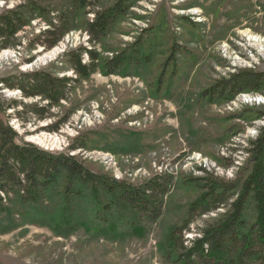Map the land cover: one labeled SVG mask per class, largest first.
I'll return each mask as SVG.
<instances>
[{
  "label": "rangeland",
  "instance_id": "obj_1",
  "mask_svg": "<svg viewBox=\"0 0 264 264\" xmlns=\"http://www.w3.org/2000/svg\"><path fill=\"white\" fill-rule=\"evenodd\" d=\"M24 1L0 0V13ZM39 1L51 12L33 18L11 47L0 49V80L38 70L75 76L66 54L80 46L95 45L102 57H111L138 39H149L153 60L146 65L133 62L115 74L93 73L46 118L27 106L46 105L47 100L26 97L20 89L0 83L2 97L19 105L4 115L18 133L17 142L76 154L92 169L134 183L167 171L175 174L178 184L166 199L161 219L145 227L143 237L118 242L95 238L84 228L63 237L47 227L26 225L0 234V264H164L160 238L181 222L184 205L200 193L181 180L207 173L235 179L246 162L250 140L264 125V117L255 118L256 111H264V91L242 92L229 102L201 98L204 89L237 70H264V0H133L103 43L96 44L90 42L84 21L115 0H93L95 4L76 19L79 27L52 48L41 34L69 0ZM174 43L182 49L176 54V72L171 75L173 67H167L162 90L155 95ZM80 138L87 147L71 150ZM225 209L196 219L186 236L198 235Z\"/></svg>",
  "mask_w": 264,
  "mask_h": 264
},
{
  "label": "trees",
  "instance_id": "obj_2",
  "mask_svg": "<svg viewBox=\"0 0 264 264\" xmlns=\"http://www.w3.org/2000/svg\"><path fill=\"white\" fill-rule=\"evenodd\" d=\"M132 2L115 0L86 19L83 25L90 42L103 43ZM94 4L93 0H69L58 10L57 20H49L50 27L42 32L46 46L54 47L65 34L78 28L76 19ZM50 12L39 0H25L1 12L0 49L11 47L16 34L33 18ZM181 50L177 43L170 48L155 95L162 90L167 67H173L171 75L176 72V54ZM153 53L149 39H138L111 57H102L95 45L80 46L66 54L75 76L38 70L2 78L0 83L20 89L26 97L47 100L46 105L27 106L33 114L46 118L77 83L93 73L115 74L133 62L151 64ZM169 90L166 88V93ZM263 91L264 70L245 68L204 89L201 98L229 102L242 92ZM18 106L16 100L6 101L0 93V234L35 225L66 237L84 228L95 238L119 242L129 236L143 237L145 227L161 219L166 199L178 184L175 174L165 171L134 183L94 170L76 154L51 152L32 142L19 143L17 131L4 118L9 109ZM263 117L264 111H256V119ZM86 147V139L80 138L71 150ZM246 152V162L235 179L207 173L181 180L200 193L184 205L181 222L172 224L160 238L158 250L164 264H264V125ZM220 208L226 209L198 235L186 236L196 219Z\"/></svg>",
  "mask_w": 264,
  "mask_h": 264
}]
</instances>
